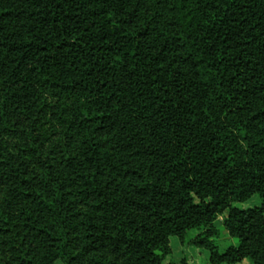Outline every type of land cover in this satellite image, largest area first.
Wrapping results in <instances>:
<instances>
[{
    "label": "trees",
    "instance_id": "1",
    "mask_svg": "<svg viewBox=\"0 0 264 264\" xmlns=\"http://www.w3.org/2000/svg\"><path fill=\"white\" fill-rule=\"evenodd\" d=\"M190 232L264 264V0H0V264H174Z\"/></svg>",
    "mask_w": 264,
    "mask_h": 264
},
{
    "label": "rangeland",
    "instance_id": "2",
    "mask_svg": "<svg viewBox=\"0 0 264 264\" xmlns=\"http://www.w3.org/2000/svg\"><path fill=\"white\" fill-rule=\"evenodd\" d=\"M259 204L260 203L257 199H253L245 204H237V206L240 208H248L258 206ZM222 219V217H219V219L216 221V226L218 229V238L216 239V243L219 245L220 251L238 243L237 239L229 236L222 225ZM194 235V233L190 232V234H188L183 241L178 238L171 239L172 256L169 258V260L172 263L182 264L184 262L186 264H209L207 250L191 245L190 241ZM168 262L169 261H166L165 264ZM56 264H62V262H56ZM243 264L250 263L245 262Z\"/></svg>",
    "mask_w": 264,
    "mask_h": 264
}]
</instances>
